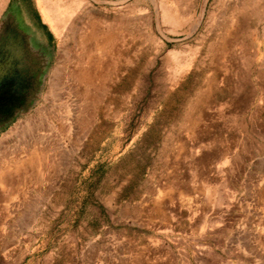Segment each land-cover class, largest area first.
Returning a JSON list of instances; mask_svg holds the SVG:
<instances>
[{"label": "rangeland", "instance_id": "1", "mask_svg": "<svg viewBox=\"0 0 264 264\" xmlns=\"http://www.w3.org/2000/svg\"><path fill=\"white\" fill-rule=\"evenodd\" d=\"M0 141V264H264V0H0Z\"/></svg>", "mask_w": 264, "mask_h": 264}, {"label": "bare ground", "instance_id": "2", "mask_svg": "<svg viewBox=\"0 0 264 264\" xmlns=\"http://www.w3.org/2000/svg\"><path fill=\"white\" fill-rule=\"evenodd\" d=\"M104 40V39H103ZM102 43V42H101ZM32 123V122H31ZM27 126H28V124H27ZM33 128L35 127V125L34 126H32ZM31 127V128H32ZM26 128H28V127H26ZM35 129V128H34ZM24 131V130H23ZM26 132L28 131V129H26L25 130ZM26 132H24L25 134H26ZM29 132V131H28ZM34 133V132H33ZM20 135H22V134H20ZM42 135V134H41ZM22 137V136H21ZM26 137V136H25ZM25 137H24V139H25ZM39 137V136H38ZM6 138V137H5ZM10 138V137H9ZM27 138L29 139V140H32L33 142L34 141H36L37 140V137L34 135V134H32V133H29V134H27ZM8 139V138H7ZM27 139V140H28ZM38 141V140H37ZM8 142V141H7ZM2 143H4V142H2V141H0V155L1 154H3V152L4 151H6L3 147H4V144L2 145ZM27 143H28V141H27ZM31 143V142H30ZM6 146V145H5ZM7 149V148H6ZM5 155V154H4ZM2 158V157H1ZM6 165V164H5ZM8 165V164H7ZM6 165V166H7ZM0 167L2 168V165H0ZM5 167V166H4ZM9 168V167H8ZM6 173H8V170L7 169H4L3 168V170L1 169V171H0V179L1 180H3L7 175H6ZM8 177V179L9 178H11V175H9V176H7ZM2 182V181H1ZM0 182V183H1ZM8 182V181H7Z\"/></svg>", "mask_w": 264, "mask_h": 264}]
</instances>
